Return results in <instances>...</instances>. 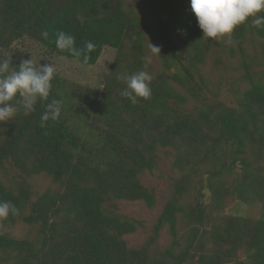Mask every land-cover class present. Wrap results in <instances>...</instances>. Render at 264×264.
Wrapping results in <instances>:
<instances>
[{"label": "trees", "instance_id": "trees-1", "mask_svg": "<svg viewBox=\"0 0 264 264\" xmlns=\"http://www.w3.org/2000/svg\"><path fill=\"white\" fill-rule=\"evenodd\" d=\"M61 31L78 55L57 47ZM252 36L264 41V25L250 17L230 37L206 40L190 0H0V60L13 67L21 62L7 54L21 41L84 67L115 52L100 91L54 73L47 101L25 114L17 96L15 117L0 123V174H13L0 178V201L19 209L5 221L22 218L34 229L21 239L0 232V264H242L241 253L264 264V72H247L249 88L230 105L205 95L200 70L211 54L220 63L215 50L243 52ZM147 39L160 49L161 70L144 67ZM140 70L154 76L152 93L132 103L120 77ZM53 100L59 118L42 121ZM163 150L178 176L152 234L129 247L124 236L137 222L115 201L155 206L140 176L157 168ZM39 175L56 188L32 195L28 179ZM227 199L259 214H228ZM164 227L171 242L156 249Z\"/></svg>", "mask_w": 264, "mask_h": 264}, {"label": "rangeland", "instance_id": "rangeland-1", "mask_svg": "<svg viewBox=\"0 0 264 264\" xmlns=\"http://www.w3.org/2000/svg\"><path fill=\"white\" fill-rule=\"evenodd\" d=\"M146 57L151 59V68L154 71L161 70V62L157 54L151 51V43L146 40ZM228 50H215V56L220 57V63H214L209 55L203 65L200 66L201 75L207 91L205 95L225 104L233 105L236 95L249 88L250 80L246 77L247 72L252 78L258 79L264 72V41L250 37L243 44V52L236 51L234 55L227 53ZM12 58L23 62L31 59L34 63H39L41 66L51 64L55 69V74L61 77L75 81L82 85H86L92 90L100 91L103 81L110 69L114 60L115 52L111 49H105L101 54L98 62L93 66L84 67L76 61L67 60L62 57L50 56L43 51V48L29 41H21L15 43L9 54ZM178 92L184 94V90L177 83H172ZM93 104V102L91 103ZM192 100H188L186 105L192 106ZM95 104H93L94 106ZM91 106V107H93ZM172 160L170 152L163 150L159 152L157 160V168L152 172L141 174V182L148 188H151L155 193V206L148 208L142 201L127 202L115 201L116 210L119 214L133 219L137 222V228L133 233L124 236L129 247H135L143 244L146 239L152 234V227L156 218L165 204L169 194L170 179L178 176V172L172 168ZM12 172H1L0 178L12 179ZM29 189L31 194L37 195L46 189L56 188L53 181L45 176L39 175L32 179H28ZM238 210V211H237ZM225 211L228 214L239 213L245 216H257L259 208L238 207L234 202L226 200ZM0 232L5 233L14 238H25L34 234V229L31 225L18 218L14 223L0 220ZM171 242V236L166 227H164L155 240L153 247L162 249ZM242 264H250L245 260V255L240 254Z\"/></svg>", "mask_w": 264, "mask_h": 264}, {"label": "clouds", "instance_id": "clouds-1", "mask_svg": "<svg viewBox=\"0 0 264 264\" xmlns=\"http://www.w3.org/2000/svg\"><path fill=\"white\" fill-rule=\"evenodd\" d=\"M190 7L197 19L198 27L203 37L219 42L222 37H230L234 29L248 18H252L253 25H264V0H190ZM47 36V33H44ZM57 47L69 49L75 54L74 37L59 32L57 34ZM85 47L91 51L95 48L93 42H86ZM153 54H159L160 49L151 44ZM151 64L149 57L144 58V67ZM55 69L51 64L41 66L31 59L24 60L18 67H13L8 58L0 60V123L15 117L17 111L12 101L18 96L25 114L35 111L38 101H47L52 87ZM125 88L121 95L136 103L138 98L149 99L154 76L144 70L131 75L120 77ZM42 121L50 118L57 120L61 113L59 101L53 100L46 105ZM19 214V209L8 201H0V220L6 219L9 214Z\"/></svg>", "mask_w": 264, "mask_h": 264}]
</instances>
